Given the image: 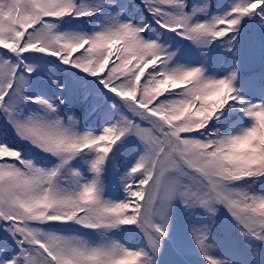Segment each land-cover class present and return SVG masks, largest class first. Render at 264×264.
Instances as JSON below:
<instances>
[{"label": "snow or ice", "instance_id": "1", "mask_svg": "<svg viewBox=\"0 0 264 264\" xmlns=\"http://www.w3.org/2000/svg\"><path fill=\"white\" fill-rule=\"evenodd\" d=\"M264 0H0V264H264Z\"/></svg>", "mask_w": 264, "mask_h": 264}, {"label": "trees", "instance_id": "2", "mask_svg": "<svg viewBox=\"0 0 264 264\" xmlns=\"http://www.w3.org/2000/svg\"><path fill=\"white\" fill-rule=\"evenodd\" d=\"M227 58L228 61H226ZM244 58L251 63L249 69L241 66V59ZM237 59L240 61L241 69L237 86L249 99L257 98L264 90V42L258 40L254 44L242 46L238 57H233L230 53L225 54L224 62L220 65L221 74L229 71Z\"/></svg>", "mask_w": 264, "mask_h": 264}, {"label": "rangeland", "instance_id": "3", "mask_svg": "<svg viewBox=\"0 0 264 264\" xmlns=\"http://www.w3.org/2000/svg\"><path fill=\"white\" fill-rule=\"evenodd\" d=\"M242 58V57H241ZM242 68L249 69L251 67V63L246 58L241 59Z\"/></svg>", "mask_w": 264, "mask_h": 264}]
</instances>
